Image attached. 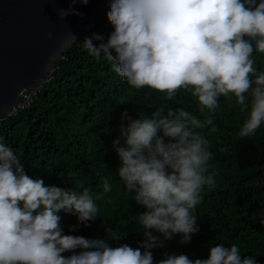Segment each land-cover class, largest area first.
Wrapping results in <instances>:
<instances>
[{"label": "clouds", "instance_id": "9594fccd", "mask_svg": "<svg viewBox=\"0 0 264 264\" xmlns=\"http://www.w3.org/2000/svg\"><path fill=\"white\" fill-rule=\"evenodd\" d=\"M78 2L86 5L89 0ZM107 9L113 31L99 46L93 40L103 37L86 38L88 53L112 63L130 87L154 90L169 101L187 91L208 114L202 121L182 108L166 111L164 104L150 118L122 114L128 123L120 126L113 145L122 162L119 179L144 209L138 214L144 234L138 248L111 247L108 241L120 238L109 227L104 238L64 234L63 229L75 231L100 216V195L88 187L77 191L33 179L15 150L0 143V264H154L152 249L176 235L181 245L188 244L199 232L195 209L216 175L209 172L213 154L202 130L211 126L209 135L218 131L212 116L220 98L234 97L240 113L247 115L238 133L241 139L255 136L264 124V71L252 59L254 50L264 54V0H109L97 17ZM70 13L81 15L69 8L59 10V17ZM65 52L40 85L20 93L22 100L34 92V100L20 112L34 103ZM8 112L0 123L11 117ZM121 141L125 146H119ZM102 188L111 192L108 177ZM67 214L75 215L78 224L67 226ZM159 264H256V259L242 256L236 244H218L210 247L207 259L164 253Z\"/></svg>", "mask_w": 264, "mask_h": 264}, {"label": "trees", "instance_id": "16d2710c", "mask_svg": "<svg viewBox=\"0 0 264 264\" xmlns=\"http://www.w3.org/2000/svg\"><path fill=\"white\" fill-rule=\"evenodd\" d=\"M108 11L65 52L66 58L57 62L58 68L34 103L0 123V143L15 150L33 179L77 191L88 187L100 195L97 223L79 224L72 232L63 229L64 234L104 238L109 227L112 235L120 238L108 241L111 247L127 244L138 248L144 240L138 214L144 209L119 179L122 162L113 145L120 126L128 123L122 114L132 119L150 118L164 104L166 111L182 108L203 121L208 110L201 112L198 98L184 90L169 101L154 90L132 88L113 71L112 63L103 56H91L83 41L94 35L103 37L93 40L95 46L107 41L113 31ZM252 59L256 69L264 71V54L254 50ZM246 118L235 106L234 97L220 98L212 116L218 131L209 135L211 126L202 130L213 154L209 172L216 175L214 185L204 187L202 202L195 209L199 232L188 244L181 245V237L176 235L162 248L152 249L154 264H159L164 253L207 259L210 247L218 244H236L242 256H253L256 264H264V124L255 136L241 139L238 133ZM119 146H125L124 142ZM104 177L110 180L111 192H103ZM67 216V226L78 224L75 215Z\"/></svg>", "mask_w": 264, "mask_h": 264}, {"label": "water", "instance_id": "95a60500", "mask_svg": "<svg viewBox=\"0 0 264 264\" xmlns=\"http://www.w3.org/2000/svg\"><path fill=\"white\" fill-rule=\"evenodd\" d=\"M109 0H0V116L40 85ZM72 8L63 20L59 10ZM51 33V38L48 34Z\"/></svg>", "mask_w": 264, "mask_h": 264}, {"label": "built area", "instance_id": "2783aa9c", "mask_svg": "<svg viewBox=\"0 0 264 264\" xmlns=\"http://www.w3.org/2000/svg\"><path fill=\"white\" fill-rule=\"evenodd\" d=\"M61 58H63V57H61ZM33 100H34V92L24 94L21 102L15 106H13L9 110L7 116L17 115L22 109L26 108ZM1 120H2V118H0V121Z\"/></svg>", "mask_w": 264, "mask_h": 264}]
</instances>
